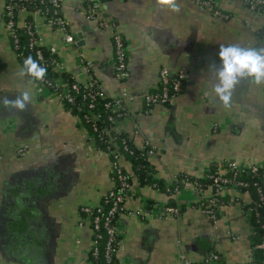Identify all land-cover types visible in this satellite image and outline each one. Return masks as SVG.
I'll use <instances>...</instances> for the list:
<instances>
[{
    "label": "crops",
    "instance_id": "obj_1",
    "mask_svg": "<svg viewBox=\"0 0 264 264\" xmlns=\"http://www.w3.org/2000/svg\"><path fill=\"white\" fill-rule=\"evenodd\" d=\"M83 2L63 0L60 7L72 43L64 41L62 29L44 25L42 40L56 46L60 71L81 82L92 76L108 97L121 98L125 114L115 127L134 143L154 145V176L175 183L182 175L204 177L212 163H264V84L241 81L225 108L212 90L216 77L209 69L219 64V44L264 47V9L244 0H215L229 14L221 19L194 0H177L179 13L157 0H103L100 10L116 21L127 49L128 76L118 79L112 31L90 20ZM22 66L0 17V99L33 92L24 111L0 105V264H70L90 248L92 230L80 207L98 204L112 187L111 157L96 148L57 94L18 75ZM162 68L170 76L184 68L189 77L168 103L143 111V94L159 86ZM121 164L130 171L128 160ZM130 189L126 207L143 211L118 217L119 264H192L213 253V264L252 262L249 192L221 191L228 202L213 220L198 205L213 186L198 193L185 181L167 194L133 176ZM167 202L179 213L161 216Z\"/></svg>",
    "mask_w": 264,
    "mask_h": 264
},
{
    "label": "built area",
    "instance_id": "obj_2",
    "mask_svg": "<svg viewBox=\"0 0 264 264\" xmlns=\"http://www.w3.org/2000/svg\"><path fill=\"white\" fill-rule=\"evenodd\" d=\"M33 0H5L3 6L0 10V17L3 19L4 25L6 27L8 37L12 36L15 37L16 35V27H24L25 30L29 33L30 44H45L42 40V36L40 34V28L42 25L59 28L62 29L63 39L67 43H72L74 41V36L68 30V22L66 18L62 15L57 13L60 12V7L63 0H35L38 3L42 1H47L51 6H53V11L55 15L49 16L45 10V7L38 4L35 5L33 8H29L25 3L31 2ZM103 0H84L83 10L86 13V16L93 21L98 22L102 26L109 27L112 31V37L114 41V61H113V74L118 79H123L128 76L127 70V49L126 45L123 43L122 40V33L117 28V23L113 18L107 17L102 11L100 10V4ZM197 4H200L204 7L209 8L215 16H218L221 19H227L229 14L227 12L222 11L217 5L215 0H194ZM248 2L250 0H244ZM256 2L264 3V0H256ZM255 1L250 3V7L254 8ZM31 18L28 21L26 18ZM35 27L32 29V27ZM261 36L264 39V31L261 32ZM14 41L16 39L14 38ZM49 49L57 53L56 46L53 44H48ZM58 54V53H57ZM84 58L83 54L80 53V58ZM36 58L38 62L42 66L44 63L42 53L39 49L36 50ZM85 63L88 65V61L85 60ZM54 68L60 71V59H53ZM189 77V73L184 68H180L175 75H171L167 72L166 69L162 68L159 72V81L163 85L161 90L158 92H152L147 89L143 94V104H157V103H164L165 100H170L171 97L176 94L180 90V85ZM78 81V82H77ZM73 81L69 84L65 81H60V77H56L54 82L44 78L43 81H37L42 86L50 89L55 94L58 95L61 102L64 104L65 101H74V94L80 93V100L82 103H85L83 107V112L81 115L78 113H74L80 118L85 119L90 122V129L87 131L89 132L87 135L95 142V139L102 135L101 128L98 129L95 120V115L93 112V105L97 96L108 97L104 91L102 90L98 81L89 76L85 81L81 82L79 80ZM79 82L83 86V91H81V87ZM166 85V86H165ZM105 107L110 109V113L107 115V119L111 121L109 130L116 129L115 121L118 119L116 116L124 115L125 111L121 103V98L109 97L104 103ZM143 111H149V108H144ZM80 108V107H79ZM67 109L70 111L71 108ZM106 131V130H105ZM122 147L123 149H127V145L125 144V139H122ZM136 146L143 150V152L147 155V157H151L155 153V147L152 144L147 142L143 143H135ZM96 148L105 154H108L111 157V171L115 173V178L117 180V184L114 187V180L112 187L107 191L105 197L111 199V203L107 209H104V205L102 203H98L95 205H82L80 209L84 212V217L90 223V228L92 230V240L91 245L88 251H92L94 253L98 252V240L101 237V229H103L105 233V242H104V252L103 258L104 260H95L94 258H90L88 252L80 259L74 260L70 262V264H81L88 262L89 264H119V261L116 257L117 250L120 246V240L116 239V226L114 223L115 217L119 216L123 213H137L141 214L143 209H133L130 210L126 207V198L124 197V192L126 189L132 187V182L128 179V175L125 174L122 168H125L123 164H121V160L124 159L123 155H121V151L116 146L108 145L107 149H101L97 145ZM27 148V145H21L19 147L20 152H24ZM259 167L264 169V163H256L250 162L248 164H239L234 161H224L217 166L214 172L206 174L208 177L212 179V186L213 188H217V192H221L228 187H239V185H246V182L240 179H235V175L237 172H254L257 171ZM231 173L232 176L227 175ZM261 179L264 182V174L261 176ZM187 182H191L196 192H200L202 189L197 188L198 183L194 180H187ZM210 184V185H211ZM180 186L177 184L173 185L172 194L176 193ZM209 187V186H208ZM238 189V188H237ZM248 193V190H242ZM203 192V191H202ZM201 192V193H202ZM258 199L264 200V191L259 187L258 189ZM108 200V199H106ZM125 201V202H124ZM124 202V203H123ZM198 205L203 212H205L210 219H215L217 214V209H220L222 205L218 202V199L213 196L212 194L207 195V197L201 199L198 198ZM255 210L253 207L249 206L245 208V212L250 216L251 213ZM179 213V207L176 206L174 203L167 202L163 205L161 209V216L169 217L174 216ZM255 214H258L256 211ZM264 246V242L262 243ZM218 259V254H211L208 257L195 261L192 264H213L215 260ZM250 264H253L252 262Z\"/></svg>",
    "mask_w": 264,
    "mask_h": 264
},
{
    "label": "trees",
    "instance_id": "obj_3",
    "mask_svg": "<svg viewBox=\"0 0 264 264\" xmlns=\"http://www.w3.org/2000/svg\"><path fill=\"white\" fill-rule=\"evenodd\" d=\"M254 2V9H264V3L262 2H256V0H250L248 2H246L248 5H250L251 2ZM29 8H33L35 7V5H42V7H45V10L47 12V15L49 16H53L55 15L54 11H53V6H51L47 1H42V2H37L35 0L31 1V2H26L25 3ZM57 13L62 14L61 12L57 11ZM28 21L31 20L30 16L26 18ZM35 27L33 26L32 29H34ZM16 35L15 37L10 36L9 39L12 43V46L16 52V55L18 56V58L20 59V61L23 64L24 59L31 55L32 58L34 60L38 59L36 58V50L39 49L42 53L43 56V67H45L47 69V74H46V78L51 80L52 82H54V79H56V77H60V81H65L68 82L67 84L73 82V81H77V79L73 76L72 73H69L67 71H58L54 68L53 65V59H59V55L54 52L51 51L49 49L48 44H30V39H29V33L25 30L24 27H16ZM14 38L16 39V41H14ZM123 43L125 44V40L124 37H122ZM112 45L114 48V41H113V37H112ZM78 82V81H77ZM80 84V89L81 91H83V86L82 84L79 82ZM166 86V85H165ZM180 85V89H181ZM163 87V85L160 83L158 87L155 88H151L149 89V91L152 92H158L159 90H161V88ZM80 93H75L74 94V101L72 102H68L65 101L64 105L68 108H71L70 111L72 113H78L79 115H81V113L83 112V107L85 106V103H82L80 100ZM109 99V97H102V96H97L93 105V112L95 115V120L94 122L96 123L98 129H104L102 132V135H99L96 139H95V144L101 148V149H107L108 145L110 146H116L120 151H121V155H123V158L128 160L130 163V171L126 168H122L123 171L125 172V174L128 175V179L131 180L132 182V177L135 176L137 179V182L140 185H145V184H149L153 187H155L156 189L163 191L167 194L171 193L173 190V185L177 184L178 186L182 185V182H185L187 180H194L196 181L197 188H201L202 190L199 192L201 193L204 189H206L208 186L212 187V179L210 177H208V175L206 176V174L212 173L215 171V169H217V165L212 163L210 165V168L208 169L207 173L205 174L204 177H188L185 175L180 176L181 179L180 180H176L175 183H167L166 181H164L162 178L156 177L153 175V165L150 162L149 157H147V155L143 152L142 149L138 148L136 146V144L133 142L132 139H130L125 133H123L120 130L117 129H110L109 130V126L111 121H109L107 119V115L108 113H110V109L105 107L104 103L105 101ZM169 100H165L164 103H168ZM144 108H151L153 106V104H143ZM80 107V108H79ZM123 115H118L116 116L117 118H120ZM81 123L84 127L90 129V122L82 119ZM106 130V131H105ZM125 139V144L127 145V149H123V143H122V139ZM264 174V169L262 167H259L257 171H248V172H237L235 175V179H240L246 182V185H239V187H237L240 190H248L250 196H251V200L245 204V207H253L255 210H253V212L250 215V219L253 225V236H252V241H251V261L253 264H264V246L262 245V243L264 242V200H259L258 199V189L259 187L264 191V182L261 179V176ZM227 175L232 176L231 173H228ZM111 178L114 180V176L115 173L113 171H111L110 173ZM184 180V181H182ZM117 180H114V187L117 184ZM211 184V185H210ZM130 188L126 189V191L124 192V197L126 198L128 196V194L130 193ZM107 193V192H106ZM105 193V195H106ZM213 196H215L218 199V202H220L221 204H224L226 202H228V199L225 198L226 195L221 194L219 192H217V188L214 187L211 193ZM105 195L103 196L102 200L100 203H102L104 205V209H107L111 203V199H109L108 197L106 198ZM207 196H204L202 194L201 199L205 198ZM108 199V200H106ZM230 200V199H229ZM125 202V201H124ZM123 202V203H124ZM151 201H148V204ZM172 203V202H170ZM219 208L217 209V214L216 217L219 214ZM258 212V214H255V212ZM80 213L84 216V212L80 209ZM119 216L115 217L114 223L116 226V239H119V232H118V227H117V220H118ZM90 224V223H89ZM101 237L98 240V252L94 253L91 250L88 251V255L90 258H94L95 260H104L103 258V252H104V242H105V233L103 231V229H101ZM107 264H110L108 262H106Z\"/></svg>",
    "mask_w": 264,
    "mask_h": 264
},
{
    "label": "clouds",
    "instance_id": "obj_4",
    "mask_svg": "<svg viewBox=\"0 0 264 264\" xmlns=\"http://www.w3.org/2000/svg\"><path fill=\"white\" fill-rule=\"evenodd\" d=\"M157 3L172 12H180V4L177 0H157ZM217 55L219 64L213 62L209 65V69L216 77L212 90L225 108L231 106L233 95L241 81L250 79L256 85L264 84V47H245L238 43L219 44ZM46 74L47 69L31 55L24 59L23 66L18 73L19 76H28L34 81H43ZM32 100L33 92L27 89L13 99L7 97L0 99V105L24 111Z\"/></svg>",
    "mask_w": 264,
    "mask_h": 264
}]
</instances>
